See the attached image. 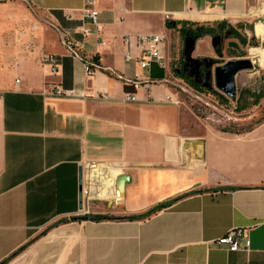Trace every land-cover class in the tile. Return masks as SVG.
<instances>
[{
	"label": "crops",
	"instance_id": "1",
	"mask_svg": "<svg viewBox=\"0 0 264 264\" xmlns=\"http://www.w3.org/2000/svg\"><path fill=\"white\" fill-rule=\"evenodd\" d=\"M91 1L0 0V263L264 264V120L243 133L190 131L167 67L124 60L138 55L137 36L245 25L264 0ZM83 10L97 12L99 27L84 41L73 33ZM60 31L81 44L79 58ZM135 77V101L124 102ZM51 83L83 97L45 96ZM86 163L126 177L122 196L81 202ZM97 185L110 194L106 177ZM233 228L249 230L248 252L214 243Z\"/></svg>",
	"mask_w": 264,
	"mask_h": 264
},
{
	"label": "rangeland",
	"instance_id": "2",
	"mask_svg": "<svg viewBox=\"0 0 264 264\" xmlns=\"http://www.w3.org/2000/svg\"><path fill=\"white\" fill-rule=\"evenodd\" d=\"M37 21V27L41 26L40 20ZM218 24L223 26L216 28ZM261 24L264 25L263 9L254 20L245 25L229 27L221 22H213L210 25L197 24L192 25L191 31L185 34L176 26L168 30L165 45L167 80L171 83L177 94V100L187 115H185L187 127L190 131L196 129L200 132L205 127L211 126L219 130L229 129L232 132L243 133L264 120V68L257 58H251L248 54V49L264 50V39H260L257 34ZM208 28H214V31ZM220 29L231 31V35L212 46L211 38L215 37V31ZM185 36L196 38L191 54L194 60H212L211 75H208L203 85L193 84V86L181 74L175 72L177 64L182 59ZM239 59L250 60L252 67L234 76L235 97L230 100L215 88L213 68L215 65ZM89 211L88 214H92L96 209ZM116 216L118 214H112V218Z\"/></svg>",
	"mask_w": 264,
	"mask_h": 264
},
{
	"label": "built area",
	"instance_id": "3",
	"mask_svg": "<svg viewBox=\"0 0 264 264\" xmlns=\"http://www.w3.org/2000/svg\"><path fill=\"white\" fill-rule=\"evenodd\" d=\"M87 4H92L91 0H86ZM82 22L76 28L73 33L75 35H79L81 39L84 41L91 36H97L99 32V27L97 23V12L94 10H83L82 11ZM59 37L61 39L62 44L67 48V50L71 53V55L75 58H79V55L76 50H74L78 45L81 44L75 42L68 34V32L60 31ZM124 41L129 44L130 38L125 36ZM77 45V46H76ZM135 45L138 49V55L136 57H132L129 52H127L124 56V60L126 62H134L138 65L142 70H148L152 66H156L159 69H165L167 67L166 62V54H165V45L166 38L163 35H145V36H137L135 38ZM41 62L44 66L48 67L51 72H56L58 68L57 59L50 55L45 54L42 56ZM84 72L86 74H91L92 71L88 67L87 64H84ZM137 77H135V81L129 83L131 86V90L127 91L123 95L124 102H134L135 95L134 91H136L139 87V83L137 81ZM45 96L50 97H65V98H76L83 97L82 94L77 93L74 89L64 90L59 85L56 84H47L45 87V91L43 92ZM98 99L105 100L107 98L106 94L101 93ZM95 168H100L102 170L107 171L108 169L97 165L94 163H86L82 166V176H81V187H80V201H102L106 202L112 198H118V193L115 190V180L116 176L111 177V186H110V194L109 197L103 198L99 196V187L96 186L93 181H91V177L87 175L91 172V170ZM113 171V170H112ZM83 208V207H82ZM248 229L241 228H233L228 230L224 236L215 240V244L218 246H223L227 251H244L248 252L249 249V237H248ZM243 240V246H240L239 241Z\"/></svg>",
	"mask_w": 264,
	"mask_h": 264
},
{
	"label": "water",
	"instance_id": "4",
	"mask_svg": "<svg viewBox=\"0 0 264 264\" xmlns=\"http://www.w3.org/2000/svg\"><path fill=\"white\" fill-rule=\"evenodd\" d=\"M171 26L174 24H170ZM184 46L182 50V58L185 61H194L191 54L194 50V43L196 38L185 36L183 38ZM221 41L219 36L211 38L212 46H215ZM252 67V62L248 59H239L233 61H227L221 65H215L213 68V84L215 88L224 94L230 100L235 97V85L234 76L243 70H248ZM209 75H211V69L209 70ZM127 178L124 176H119L115 180V190L118 193V197L122 196L123 187ZM73 221L76 220H87V216L74 217Z\"/></svg>",
	"mask_w": 264,
	"mask_h": 264
},
{
	"label": "flooded vegetation",
	"instance_id": "5",
	"mask_svg": "<svg viewBox=\"0 0 264 264\" xmlns=\"http://www.w3.org/2000/svg\"><path fill=\"white\" fill-rule=\"evenodd\" d=\"M190 32V31H187ZM231 35L229 30H216L215 36H219L223 41ZM212 60L196 59L194 61H185L183 58L177 64L175 72L181 74L186 81L194 85H203L204 81L208 78L209 70L212 66Z\"/></svg>",
	"mask_w": 264,
	"mask_h": 264
},
{
	"label": "bare ground",
	"instance_id": "6",
	"mask_svg": "<svg viewBox=\"0 0 264 264\" xmlns=\"http://www.w3.org/2000/svg\"><path fill=\"white\" fill-rule=\"evenodd\" d=\"M257 34L259 35L260 39H264V25L259 26L258 30H257ZM248 54L251 56V58L255 57L259 60L260 64L263 66L264 68V50L262 49H248ZM115 171L113 170H102L100 168H95L93 170H91L90 173H88L87 175H89L91 177V181H93V183L97 185L98 183V179L99 176L102 177H106L108 180V189L110 190V186H111V177H113L115 175ZM109 193L107 194H100L99 191V196L106 198V196H108Z\"/></svg>",
	"mask_w": 264,
	"mask_h": 264
},
{
	"label": "trees",
	"instance_id": "7",
	"mask_svg": "<svg viewBox=\"0 0 264 264\" xmlns=\"http://www.w3.org/2000/svg\"><path fill=\"white\" fill-rule=\"evenodd\" d=\"M189 27H191L192 25L191 24H188ZM223 25L222 24H218L216 28H219V27H222ZM208 30H213L214 31V28H208ZM187 31H191V28L187 29V27L185 28V24L182 25V28L180 29V32H182L183 34H185ZM189 84L193 85L192 83L189 82ZM194 86V85H193ZM125 90L126 91H130L132 88L129 84H125L124 86ZM223 131H226V132H232L231 130L229 129H225ZM234 133H238V132H234ZM167 205L166 204H159L157 205L155 208H153L152 210H149L141 215H136V216H129V217H125V218H122V219H126V220H139V219H143L145 217H148L149 215L165 208ZM87 219L88 220H92V221H103V220H109V219H113V218H109L107 216H103V215H89L87 216ZM12 256H10L11 258ZM9 259V258H8ZM8 259L4 260L3 262H1L0 264H5Z\"/></svg>",
	"mask_w": 264,
	"mask_h": 264
}]
</instances>
